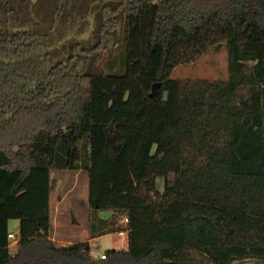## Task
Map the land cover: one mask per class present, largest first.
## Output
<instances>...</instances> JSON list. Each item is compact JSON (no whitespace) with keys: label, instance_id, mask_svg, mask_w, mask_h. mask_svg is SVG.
<instances>
[{"label":"trees","instance_id":"16d2710c","mask_svg":"<svg viewBox=\"0 0 264 264\" xmlns=\"http://www.w3.org/2000/svg\"><path fill=\"white\" fill-rule=\"evenodd\" d=\"M223 46L227 82L171 79ZM59 171L90 233L56 248ZM0 264H264V0H0Z\"/></svg>","mask_w":264,"mask_h":264},{"label":"rangeland","instance_id":"374dc122","mask_svg":"<svg viewBox=\"0 0 264 264\" xmlns=\"http://www.w3.org/2000/svg\"><path fill=\"white\" fill-rule=\"evenodd\" d=\"M105 50L104 54H109ZM105 55V57H106ZM102 62V59H100ZM175 81L227 82L229 80L228 54L226 47L211 49L196 63L176 68L171 76ZM158 190L164 191V180H158ZM89 186L88 175L69 171L52 174V230L51 238L56 248L69 246L67 243H79L89 237ZM11 222L10 230L17 231ZM114 235L101 238L97 246V256L102 257L113 249ZM12 241L11 252L16 253L18 235ZM62 242V243H61ZM67 242V243H66ZM70 244V245H71ZM102 259V258H101Z\"/></svg>","mask_w":264,"mask_h":264},{"label":"crops","instance_id":"0c3cea01","mask_svg":"<svg viewBox=\"0 0 264 264\" xmlns=\"http://www.w3.org/2000/svg\"><path fill=\"white\" fill-rule=\"evenodd\" d=\"M89 200V199H88ZM102 217L104 219H107L108 217H110V214H102ZM88 218H89V215H88ZM13 227L16 228L17 231L13 232L11 231V233H14L15 235H19L20 234V222L19 221H16L15 225H13ZM114 245H113V249L111 250H117V251H127L129 249V240H128V234L127 233H123V234H120V235H114ZM89 239V237L85 240L87 241ZM100 239L98 240H93L91 241L92 242V246L94 248V252H93V255L95 257H98L97 254L98 253V246H97V243ZM53 242L55 243V241L53 240ZM62 243V242H61ZM67 243V242H66ZM70 245L71 243H67V245Z\"/></svg>","mask_w":264,"mask_h":264},{"label":"built area","instance_id":"2783aa9c","mask_svg":"<svg viewBox=\"0 0 264 264\" xmlns=\"http://www.w3.org/2000/svg\"><path fill=\"white\" fill-rule=\"evenodd\" d=\"M126 221H127V220H126ZM9 239H10V240H15V239H16V235H15L14 233H11V234L9 235ZM101 258H102V259H106V256L103 255Z\"/></svg>","mask_w":264,"mask_h":264}]
</instances>
